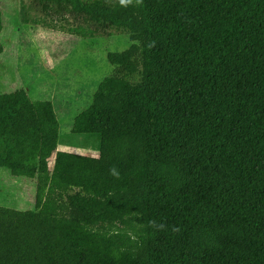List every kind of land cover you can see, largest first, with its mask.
Wrapping results in <instances>:
<instances>
[{
	"label": "trees",
	"instance_id": "obj_1",
	"mask_svg": "<svg viewBox=\"0 0 264 264\" xmlns=\"http://www.w3.org/2000/svg\"><path fill=\"white\" fill-rule=\"evenodd\" d=\"M47 1L131 45L73 121L96 157L0 94V168L35 183L34 210L0 207V264H264V0Z\"/></svg>",
	"mask_w": 264,
	"mask_h": 264
},
{
	"label": "rangeland",
	"instance_id": "obj_2",
	"mask_svg": "<svg viewBox=\"0 0 264 264\" xmlns=\"http://www.w3.org/2000/svg\"><path fill=\"white\" fill-rule=\"evenodd\" d=\"M0 10L6 23L0 34V94L23 89L31 100L50 102L59 123L57 151L96 157V137L72 135L73 121L113 73L107 54L127 49L128 37L105 27L83 38L74 32L82 20L54 1L0 0ZM52 162L53 157L50 169ZM34 194V182L0 168V207L32 211Z\"/></svg>",
	"mask_w": 264,
	"mask_h": 264
},
{
	"label": "clouds",
	"instance_id": "obj_3",
	"mask_svg": "<svg viewBox=\"0 0 264 264\" xmlns=\"http://www.w3.org/2000/svg\"><path fill=\"white\" fill-rule=\"evenodd\" d=\"M133 3H135L136 5H139L140 3H142V0H119V4L122 7H128L133 5ZM113 174H115V172H113Z\"/></svg>",
	"mask_w": 264,
	"mask_h": 264
}]
</instances>
